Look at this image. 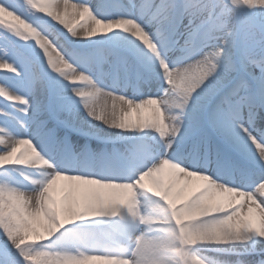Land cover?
Segmentation results:
<instances>
[{
  "label": "snow or ice",
  "instance_id": "obj_1",
  "mask_svg": "<svg viewBox=\"0 0 264 264\" xmlns=\"http://www.w3.org/2000/svg\"><path fill=\"white\" fill-rule=\"evenodd\" d=\"M0 70V264H264V0H0Z\"/></svg>",
  "mask_w": 264,
  "mask_h": 264
},
{
  "label": "rangeland",
  "instance_id": "obj_2",
  "mask_svg": "<svg viewBox=\"0 0 264 264\" xmlns=\"http://www.w3.org/2000/svg\"><path fill=\"white\" fill-rule=\"evenodd\" d=\"M73 0H69V2L71 3ZM83 1V0H82ZM81 0H79V2H82ZM4 72V70H0V75H2ZM11 75V74H10ZM3 100H5L4 98L0 97V104H5L6 102H3ZM7 103H10L9 101Z\"/></svg>",
  "mask_w": 264,
  "mask_h": 264
},
{
  "label": "bare ground",
  "instance_id": "obj_3",
  "mask_svg": "<svg viewBox=\"0 0 264 264\" xmlns=\"http://www.w3.org/2000/svg\"><path fill=\"white\" fill-rule=\"evenodd\" d=\"M82 1V0H81ZM83 2V1H82ZM71 3H81V2H79V0H73ZM70 2H69V4H71ZM83 22H90V21H88V19L87 18H85V21H83Z\"/></svg>",
  "mask_w": 264,
  "mask_h": 264
}]
</instances>
